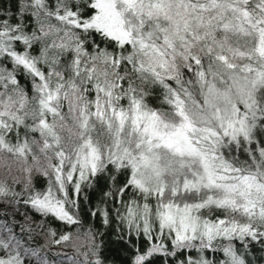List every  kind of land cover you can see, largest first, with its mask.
Here are the masks:
<instances>
[{
	"label": "snow or ice",
	"instance_id": "1",
	"mask_svg": "<svg viewBox=\"0 0 264 264\" xmlns=\"http://www.w3.org/2000/svg\"><path fill=\"white\" fill-rule=\"evenodd\" d=\"M0 169V264H109L85 190L127 264H253L264 0H0Z\"/></svg>",
	"mask_w": 264,
	"mask_h": 264
},
{
	"label": "trees",
	"instance_id": "2",
	"mask_svg": "<svg viewBox=\"0 0 264 264\" xmlns=\"http://www.w3.org/2000/svg\"><path fill=\"white\" fill-rule=\"evenodd\" d=\"M3 4H9L10 0H2ZM23 83H25L26 87H30V84H28V81L24 77H20ZM0 171H3L0 169ZM45 181L41 178L38 181V187H44ZM88 194L89 200L85 204L82 202V208L83 211L81 212V218L84 222V227L87 228L89 226L93 227L94 229H97L99 232L103 233V236L100 237V239L104 242V255L107 257V260L109 264H127L128 257L131 255L132 249L128 246V244L118 241L115 239V225L110 224L108 226H103L99 220V218H93L88 215V208L89 206L95 204L97 202V194L94 193L92 190H85ZM4 205L0 204V209H3ZM8 211L11 213L12 209L9 208ZM26 212L30 217H32V220L28 223L30 226L34 229H37V226L42 222L44 225V228L47 229L48 227L54 228L57 233L64 232L66 230H73L75 226H68L65 225L62 222L53 220L51 217L44 219L42 218L38 213H36L34 210H32L30 207H20V212H17L14 214V216H9V219H15L17 221L16 225V231L19 233V224L25 223L24 216L21 215V213ZM39 231V229H37ZM83 231V229L81 230ZM35 234V233H34ZM36 238L38 241L43 243V237L40 235H36ZM133 242H135V239L133 238ZM146 241L141 238L139 241V244L141 248H143ZM60 250L58 248H53V251ZM64 251H67L71 253L73 249L71 248H65ZM191 255H197L196 253H189ZM179 256V253H178ZM181 259L184 257L180 256ZM168 264H172V262L175 261L176 258H165ZM249 259L253 261V264H264V250L260 248V245H255L254 248L251 249V255L249 256Z\"/></svg>",
	"mask_w": 264,
	"mask_h": 264
},
{
	"label": "rangeland",
	"instance_id": "3",
	"mask_svg": "<svg viewBox=\"0 0 264 264\" xmlns=\"http://www.w3.org/2000/svg\"><path fill=\"white\" fill-rule=\"evenodd\" d=\"M238 155H239V153H238ZM241 158H243V156Z\"/></svg>",
	"mask_w": 264,
	"mask_h": 264
}]
</instances>
